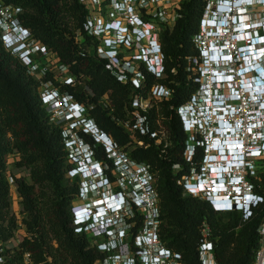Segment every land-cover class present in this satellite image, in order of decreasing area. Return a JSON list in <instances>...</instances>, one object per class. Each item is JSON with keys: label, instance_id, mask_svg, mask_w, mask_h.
I'll use <instances>...</instances> for the list:
<instances>
[{"label": "trees", "instance_id": "16d2710c", "mask_svg": "<svg viewBox=\"0 0 264 264\" xmlns=\"http://www.w3.org/2000/svg\"><path fill=\"white\" fill-rule=\"evenodd\" d=\"M0 1L20 10L16 21L29 29L36 42L55 54L74 79L70 85L60 83L53 72L37 79L6 48L0 27V222L6 219L10 208L9 156L18 157L17 165L29 169L32 179V184L15 180L26 214L27 235L16 248L1 247L0 256L6 257L4 264H22L25 253L31 254L34 264H103L100 261L104 255L93 245L94 239L76 233L73 225L72 202L79 196L80 179L67 178L74 168L66 148L71 134L53 121L51 111L43 103L40 88L45 84L54 85L61 94L86 105L91 114L88 119L112 140L118 152L149 167L160 197L161 239L167 247L181 253L183 264H202L197 248L203 223L211 229L218 264H252L259 247L258 229L264 218V205L254 209L246 221L239 212H217L209 201L185 193L179 183L182 173L173 169L178 163L187 166L186 170L189 167L183 158L187 136L177 109L196 90L188 59L198 54L192 38L199 30L206 0H183L178 10L180 17L161 34L164 77L156 78L141 66L144 79L138 88L131 81L132 74L127 73L126 82L119 81L108 61L90 52L97 43L84 30L88 11L79 0ZM155 86L167 88L170 98H152L146 112L135 107V97L148 98ZM137 114L147 117L149 133L135 129L131 135L125 126L134 127ZM72 132L90 146L97 160L114 166L115 158L104 145H97L95 137L76 129ZM202 158V150L198 149L194 161L200 164ZM107 175L115 180L108 172ZM254 183L257 191L264 194V174ZM135 218L140 215L137 213ZM13 224L14 218L10 221L11 230ZM6 230L9 229L0 227L1 241L8 239Z\"/></svg>", "mask_w": 264, "mask_h": 264}, {"label": "built area", "instance_id": "2783aa9c", "mask_svg": "<svg viewBox=\"0 0 264 264\" xmlns=\"http://www.w3.org/2000/svg\"><path fill=\"white\" fill-rule=\"evenodd\" d=\"M79 1L88 11L84 30L95 39L100 50L98 56L108 61V67L119 81L126 82L130 73L132 83L138 88L144 79L141 66L156 78L164 77L161 34L171 29L180 17L178 10L183 0ZM19 12L18 8L0 1V27L6 48L34 76L43 77L52 72L48 61L54 57L57 67L64 70L63 83L72 84L74 79L68 68L32 35L18 45L12 42L14 32L20 27L15 19ZM148 19L160 22L156 26ZM192 42L198 54L189 57L188 71L196 90L177 109L187 136L183 158L189 167L186 170L187 166L178 163L173 169L177 174L182 173L179 183L185 193L209 201L217 212H239L246 221L254 209L264 205V194L257 191L254 183L264 174V0H206L199 30ZM134 49H139L138 53L128 59L123 57L121 50ZM135 61L140 63L138 69ZM42 96L43 103L52 106L55 117L60 113L56 118L60 119L63 106L60 99L71 97L52 90ZM170 96L167 88L155 86L149 98L135 97L134 106L146 112L152 98L162 100ZM83 107L77 102L70 105V111L80 115ZM137 116L134 127L142 134L149 133L147 117ZM69 119L76 117L70 115ZM208 128L210 131L206 134ZM89 129L86 133L98 136V127ZM113 146L112 142L111 151L108 148L107 151L118 157L114 163L122 176L120 193L130 195L132 202L122 207L116 195L99 199L100 206L113 212L114 218L109 224L102 222L101 229H90L88 224H83V219L74 216L76 233H85L99 241L103 264H183L181 253L167 247L161 239V207L149 167L133 162ZM66 148L69 152L76 149L72 140H67ZM198 149L203 154L200 164L194 161ZM91 153L89 146L88 155L79 163L80 170L69 171L73 178L91 175L86 168L89 162L95 161ZM98 165L102 167L101 163ZM110 182L109 179L108 186ZM90 193L80 187L82 201H87ZM109 198L118 203L116 209L103 203ZM137 213L139 219L135 218ZM258 233L259 247L252 264H264V218ZM201 236L197 249L202 264H218L211 229L206 223L201 225ZM4 262L5 257L0 256V264ZM22 264H34L30 253L23 254Z\"/></svg>", "mask_w": 264, "mask_h": 264}, {"label": "rangeland", "instance_id": "374dc122", "mask_svg": "<svg viewBox=\"0 0 264 264\" xmlns=\"http://www.w3.org/2000/svg\"><path fill=\"white\" fill-rule=\"evenodd\" d=\"M148 21L155 23L153 20L148 19ZM158 22L160 21H156L155 25L158 24ZM157 26V25H156ZM139 49H134L133 51H126V50H121V52H123V57L125 59L131 58L134 54L138 53ZM90 52L92 54H99L100 50L99 48H97V45L94 44V46L91 47ZM47 62V60H45ZM44 61V63H45ZM51 61V62H50ZM49 64H51V69L54 75V78L56 79V81L63 83L65 75L63 73L64 70H62L60 67H57L56 65V59L54 57L50 58ZM42 62V61H41ZM140 63L138 61H135V69L139 68ZM133 69H131L132 71ZM37 79H40L41 77L39 75L35 76ZM55 91L57 93H61V90L57 87H55L52 84H45L40 88V92L42 93V95L47 94L49 92ZM62 95H66V94H62ZM63 98V97H62ZM60 99L63 102V106H62V111H61V117L60 119H56L59 115L57 114V117L54 116V114H52V119L53 121H55L56 123L60 124L64 130H66L67 134H71V138L73 137L72 140L74 141H81V139L79 138V136L77 135L76 132H72V129H76L79 131L84 132L85 134L94 136L96 139V143L97 145H103V142L101 140H99V138L96 135H92V133H86L88 131H91L89 128H85L82 124V120L84 118V116L86 115V117H91V114L88 112L87 106L84 104L83 105V110H82V116L80 117V115L76 112V113H72L70 111V105L72 104H76L78 101H76L75 99H71V98H67V99ZM147 98V97H146ZM149 98V97H148ZM67 102H64L66 101ZM148 101V100H147ZM46 107L49 109V111L52 110V106L51 105H46ZM87 114H86V113ZM70 115H74L76 117V119H69ZM59 121H62L63 123H59ZM127 127V129L130 131L131 135H133V131L136 129L135 127L129 128L127 125H125ZM162 137H164V134H161ZM111 140V139H110ZM112 142V140H111ZM83 143L84 146H82L81 148L79 147L78 149H75L74 151L70 152V156H69V163L74 167L77 168L80 164V162L84 159L85 156H87V148L89 147V145L85 142H80ZM71 145V144H69ZM114 147V146H113ZM106 149V148H105ZM92 154V153H91ZM112 157H114L113 153H109ZM126 154V153H125ZM118 157L116 156V159ZM93 159L96 160V157L93 156ZM19 160L18 157L15 156H9L8 158V177H9V181L11 183V189H10V208H9V213L8 215L5 216V220L0 222V227L4 228V229H9L6 230V234L8 233V239L5 241H1L0 243L2 244L3 248L6 249H13L16 248L19 243L22 241V239L24 238V236L27 235L26 232V227L24 225V219L26 218V214L24 212V206L22 203V198L20 196V194L18 193L17 190V186L15 183L16 179H24L25 181H27L28 183L32 184V179H31V175H30V170L27 169L26 167H19L17 165V161ZM99 161V160H98ZM99 163H101L102 165V170L103 172L106 173L108 172L109 174H111L115 180H112L110 182V185L107 186V188L105 189H98L97 192L93 199H99V198H105L107 196L110 195H117L118 193H120V181H121V174L119 173V169L116 167L115 163H113V167H111L110 165H106L105 163L99 161ZM67 178L69 179V181H72L73 177L71 176L70 172L67 173ZM94 178V179H93ZM92 180L93 181H98L100 178L95 179L96 177H93ZM80 186H83L82 183L84 181V179L80 178ZM155 185V184H154ZM98 187H100V185H98ZM125 189V186H124ZM156 189V187H155ZM129 189L126 188L125 192H127ZM123 193V192H122ZM157 193V190H156ZM158 195V193H157ZM159 201H160V197L158 195ZM82 198L80 196H78L73 202H72V207L76 206V205H80L82 204ZM14 218V224L11 230V226H10V221L11 219ZM136 222H139L138 220H136ZM74 225V222H73ZM99 243V241H94L93 245H97ZM0 249V252L3 250ZM6 258V257H5Z\"/></svg>", "mask_w": 264, "mask_h": 264}, {"label": "clouds", "instance_id": "9594fccd", "mask_svg": "<svg viewBox=\"0 0 264 264\" xmlns=\"http://www.w3.org/2000/svg\"><path fill=\"white\" fill-rule=\"evenodd\" d=\"M30 35H31V32L29 31V29L20 25V27L14 32V36L12 37V42L18 45L20 41L30 38ZM20 48L22 49L23 47H20ZM81 116H82V112H80V117ZM82 124L84 127H88V128L91 127L92 129L97 127L95 122L91 119H88L86 115L84 116L82 120ZM97 137L99 138V140L103 142V145L106 148L105 149L106 152L108 153L107 148L110 149L109 151H111L112 142L110 138L103 133L101 134L100 132ZM72 139L73 137L70 140ZM72 141L76 149H78L80 147L81 141L79 142L74 141V140ZM114 158L116 159V157ZM98 164H99V161L97 159L93 162H89L86 168L91 172V175L88 178H83L84 179L82 183L83 188L84 189L86 188L91 192L90 198L87 201H82L83 202L82 204L72 207L73 217L76 216L77 219H83L82 221L83 224H88V228L90 229L94 227L97 229H101L102 222L109 224L108 221L111 218H114L113 212L108 211V209H105L104 207L100 206L99 201L93 199L94 195L98 192L99 188L100 190L107 188L109 184V179H110L106 171L104 173L102 170V167H100ZM77 170L79 171L80 167H77ZM93 177H96L95 179H98V178L100 179L96 182L92 180ZM98 185H100V187H98ZM116 196L117 198L121 200L122 207H125L127 206V204L132 202L130 195H124L122 193H118ZM101 209H105V211L102 212Z\"/></svg>", "mask_w": 264, "mask_h": 264}, {"label": "bare ground", "instance_id": "6f19581e", "mask_svg": "<svg viewBox=\"0 0 264 264\" xmlns=\"http://www.w3.org/2000/svg\"><path fill=\"white\" fill-rule=\"evenodd\" d=\"M111 144V143H109ZM103 203H107V206L112 207L116 209L118 207V203L116 202L115 199L109 198L107 201H103ZM102 212L105 211V209H101Z\"/></svg>", "mask_w": 264, "mask_h": 264}, {"label": "flooded vegetation", "instance_id": "af4514ba", "mask_svg": "<svg viewBox=\"0 0 264 264\" xmlns=\"http://www.w3.org/2000/svg\"><path fill=\"white\" fill-rule=\"evenodd\" d=\"M209 131H210V128H208V129L206 130V134L209 133ZM99 199H101V198H99ZM99 199H95V200H99Z\"/></svg>", "mask_w": 264, "mask_h": 264}, {"label": "snow or ice", "instance_id": "6c2138e0", "mask_svg": "<svg viewBox=\"0 0 264 264\" xmlns=\"http://www.w3.org/2000/svg\"><path fill=\"white\" fill-rule=\"evenodd\" d=\"M262 51H264V49H262Z\"/></svg>", "mask_w": 264, "mask_h": 264}]
</instances>
